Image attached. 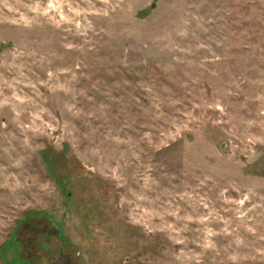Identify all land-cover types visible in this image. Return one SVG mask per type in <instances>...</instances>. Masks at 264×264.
<instances>
[{
  "label": "rangeland",
  "instance_id": "374dc122",
  "mask_svg": "<svg viewBox=\"0 0 264 264\" xmlns=\"http://www.w3.org/2000/svg\"><path fill=\"white\" fill-rule=\"evenodd\" d=\"M264 264V0H0V264Z\"/></svg>",
  "mask_w": 264,
  "mask_h": 264
},
{
  "label": "flooded vegetation",
  "instance_id": "af4514ba",
  "mask_svg": "<svg viewBox=\"0 0 264 264\" xmlns=\"http://www.w3.org/2000/svg\"><path fill=\"white\" fill-rule=\"evenodd\" d=\"M62 254H66V253H58V255L52 260V264H61L60 257ZM69 264H70V260H69Z\"/></svg>",
  "mask_w": 264,
  "mask_h": 264
},
{
  "label": "water",
  "instance_id": "95a60500",
  "mask_svg": "<svg viewBox=\"0 0 264 264\" xmlns=\"http://www.w3.org/2000/svg\"><path fill=\"white\" fill-rule=\"evenodd\" d=\"M60 259H61V264H69V257L67 254H62Z\"/></svg>",
  "mask_w": 264,
  "mask_h": 264
}]
</instances>
